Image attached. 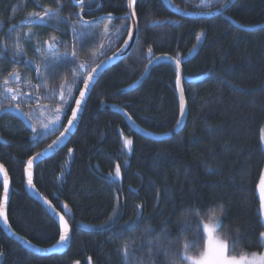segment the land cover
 Returning <instances> with one entry per match:
<instances>
[{
  "label": "trees",
  "instance_id": "trees-1",
  "mask_svg": "<svg viewBox=\"0 0 264 264\" xmlns=\"http://www.w3.org/2000/svg\"><path fill=\"white\" fill-rule=\"evenodd\" d=\"M61 2L60 17L76 13L71 0ZM171 2L180 7L187 4ZM56 7V0H0V42L7 44L0 52V102L10 105L11 94L3 95L7 79L6 87L16 94L15 103L32 115L30 123L37 132L45 131L41 126L52 119L60 102L50 90L59 89L65 79L72 83L71 68L62 62L52 67L43 42L53 35L60 37L67 43L57 45V56L70 55L75 48L80 62L93 66L116 52L127 37L124 32L123 39L109 50L101 48L108 37L95 29L80 45L74 41L68 21L58 22L52 16L43 23H28L30 13ZM135 8L139 33L133 49L96 80L68 143L33 170L32 184L37 192L57 209L61 210L60 203L69 209L68 248L60 254L40 255L24 248L0 227V264L147 262L148 249L155 247L156 241L166 239L173 242L174 249L179 247V228L185 221L186 235L196 232V213L188 209H197L203 220L208 215L218 216L221 205L224 227L220 231L234 235L238 229L242 244L254 245L249 251H262L255 245L264 231L257 214L256 187L264 168L260 141L264 125V25L239 29L225 15L245 26L262 24L264 0H236L224 14L209 18L177 16L161 0H137ZM102 11L124 15L126 0H103ZM113 23L114 31L125 21L117 18ZM29 32L30 36L24 35ZM17 36L25 53L16 58L19 63L12 58ZM37 46H41L40 51ZM159 54L181 61L188 113L178 133H174L179 118L178 70L169 57L158 60L143 83L132 89L149 60ZM30 59L41 66L36 80L27 63ZM45 60L49 61L47 70L42 67ZM13 71L18 72L19 80L9 76ZM110 103L121 105L146 132L170 136L154 140L131 131ZM60 120L64 125L67 118L61 114ZM62 128L58 124L54 134L36 143L14 114L7 112L0 117V137L5 141L0 144V163L11 181L8 222L16 233L43 248L57 243L59 226L26 191L24 166ZM125 140L132 141L131 149L125 147ZM117 164L121 174L113 182ZM2 191L0 183V194ZM141 210L143 215L138 217ZM165 230L170 233L166 238ZM125 244L127 261L122 255ZM152 259L154 264H167L163 254Z\"/></svg>",
  "mask_w": 264,
  "mask_h": 264
},
{
  "label": "snow or ice",
  "instance_id": "snow-or-ice-1",
  "mask_svg": "<svg viewBox=\"0 0 264 264\" xmlns=\"http://www.w3.org/2000/svg\"><path fill=\"white\" fill-rule=\"evenodd\" d=\"M230 0H218L216 4L217 9L226 8L229 4ZM73 3L79 7L80 12L76 13L77 17H80L81 13L86 9L91 11L94 7H99L98 0H73ZM136 3L137 0H127V7L130 11L123 17L122 20L125 23H122L119 26H115V30H111L112 20L114 19L111 13L107 14L106 17L101 19H106L108 23L104 24V35L108 37V45H102L101 48H108L116 44L120 39H123V33L127 32L128 39L124 40L123 45L120 48H117L116 52H113L112 57L109 59L115 58L118 54L122 55L124 50L127 49L129 42L134 41L135 36L134 32L138 33L139 31V23L136 19ZM57 7L55 9L52 8H44L42 12H32L29 16L32 18L28 21V23H43L45 18H51L55 16L58 22H67V18H62L59 15L60 10L64 7V4L61 0H56ZM177 7H179L177 5ZM127 21H131L129 24ZM98 21H85L83 19L79 20V24L73 23L71 25L74 41L80 45H83L84 37L87 35H91L94 30V25ZM14 30V29H13ZM25 36H30L31 32L25 33ZM200 35H203L201 33ZM199 35L197 39H199ZM20 37L17 36L14 41L15 52L13 54V60L17 63L20 61L17 60V57H22L24 53V49L21 47L19 43ZM67 41L63 40L60 37L55 35L50 36L48 40L43 42L44 51L49 54V59L51 60V66L55 67L59 63H63L71 68L72 75V83L69 85L67 79L60 85L59 89L50 90V94L53 96H59L60 102L54 108V113L52 119L49 120L48 123L43 124L41 127L45 129V131L37 132L35 126H32V131L34 133V142L39 143L45 136L52 135L55 133L57 129V124L60 127H64V132L60 133V136L57 137L56 140L52 142L48 146V149L51 150L54 145H58L60 142V138L65 135L66 132L70 130V128L74 125V123L79 119V114L82 111L84 104L86 103L88 94L94 86V83L97 79V76L100 74V70L104 67L106 61L101 60L99 63L95 64V66L90 65L87 61L81 63L79 60V56L77 51L74 50L72 53L65 54L62 58L57 56L56 54L59 52L58 44H64ZM41 46H37V51H40ZM7 49V44L4 42H0V52H3ZM151 52V49H149ZM103 55V51L100 53ZM2 55H0V59H2ZM27 63H31V61H27ZM149 63H152L149 60ZM181 61L175 60V64L179 67ZM40 67L37 66L35 71L37 73L40 72ZM42 67L47 70L49 68V61L45 60L42 63ZM10 77L15 78L16 80L20 79V76L17 71H13L9 73ZM180 74L177 72L176 82L180 84ZM8 81L5 79L3 82L4 90L3 95L8 97L11 94L10 105L19 111V114L24 116L29 121L32 120V115L27 112L21 110V105L19 103H15L16 94L13 89L7 88ZM43 84V80H42ZM82 85V87H81ZM78 92L79 95L76 96L74 93ZM67 97V99H65ZM74 101L75 107H72V102ZM180 114L184 115L185 112V101L183 99V91L181 89V97H180ZM71 110V116H67V110ZM5 107L3 102H0V112L5 111ZM63 114L67 118V127H65L60 120V116ZM177 126L181 124V120L176 121ZM260 139L264 142V128H261ZM125 147L131 149L132 141L125 140ZM69 154L72 153V149H69ZM45 153H37L36 156L30 157L27 160V176H28V184H32V167L33 163L36 159H38L41 155H45ZM0 172L4 173L2 182V194H0V220L11 229V224L8 222V206L10 201V187L7 171L4 169V166L0 164ZM121 168L120 165L117 164L115 168V174L113 177V182H117L116 178L120 177ZM257 190L259 194V204H258V219L261 224V227H264V170L259 173V179L257 184ZM138 209L141 206H137ZM117 210L114 209V212ZM187 211L196 213L197 218V229L196 232L191 236H187V221H185V225L179 228L180 232V245L178 248L172 247V241L160 240L155 242V247H149L148 249V261L141 260L139 264H154L153 257L159 256L161 254L164 255L167 264H264V251H249L248 248L253 247L251 243L247 246L242 244L241 233L239 230H235V234L232 235L229 232H221L220 230L224 227L223 220L220 218L224 214L223 206L221 205L219 208V215L214 214L215 223L205 222L198 214V210L193 208L188 209ZM138 217L142 216V210L138 211ZM111 219V217H110ZM59 240L57 243L67 242L69 239V230L70 226L68 221L64 218L63 215L59 216ZM170 233L165 230V238ZM255 247L264 249V231L259 233L257 237V243ZM2 255V253H0ZM122 255L124 259L127 261L129 257L128 246L124 245L122 248Z\"/></svg>",
  "mask_w": 264,
  "mask_h": 264
},
{
  "label": "water",
  "instance_id": "water-1",
  "mask_svg": "<svg viewBox=\"0 0 264 264\" xmlns=\"http://www.w3.org/2000/svg\"><path fill=\"white\" fill-rule=\"evenodd\" d=\"M235 1L236 0H230L228 6L226 8H223V9H217L216 6H215V7L211 8V9H206V10H194L199 5H201L204 2V0H198V2L195 3L192 6V9H184V8H181V7H177V5L173 4L170 0H161V2L164 4V6L167 9H169L173 14H175L177 16H180V17H184V18L185 17H187V18H209V17H213V16H216V15L224 14L227 11V9ZM126 7H127V0H126ZM129 11H130V9L127 7V13ZM126 14L122 15L121 17L125 16ZM225 17H226V19L228 21H230L233 25H235L239 29L252 30V29H257V28H259V27H261V26L264 25V23H262V24L253 25V26H245V25H242V24L237 23L235 20H233L231 17H229L227 15H225ZM136 19H137V17H136ZM131 23L132 22L129 21V24H131ZM138 33H139V31H138ZM138 33L134 32V36H135L134 41H130L129 42V45H128L127 49L124 50V52H123L122 55L118 54L115 58L109 59V57H112V55H113L112 54V55H110V56L105 57V58L102 59V60L106 61V63L104 65V67L100 70V74L97 76V79L102 75V73L104 71H106L107 69H109L110 67H112L113 65H115L116 63H118L119 61H121L123 58H125L129 54V52L133 49V47H134V45H135V43L137 41ZM126 39H128V35H127ZM163 57H169L172 60V62L175 64V59L174 58H171L168 55H165V54L156 55L151 60L152 63H149L148 64L145 72L142 74V76L139 78L138 82L133 86L132 89L137 88L138 86H140L143 83V81L149 75V73H150L152 67L154 66V64L158 60L162 59ZM100 61H98L97 63H99ZM175 66L177 67L176 64H175ZM177 70H178V72L180 74V77H181L180 84L179 85L177 84V99H178V106H179V104H180V97H181V89L183 91V88H182L183 70H182L181 65H179V67H177ZM38 74L39 73H36V78L38 77ZM81 87H82V85H81ZM78 95H79V93H77L76 96H78ZM183 99L185 101V112H184V115L181 116V114H180V107H179V118L178 119L181 120V124L179 126H177V124H176L175 129H174V133H178L182 129V127L184 126L185 120L187 118L188 109H187V103H186V99H185V96H184V92H183ZM108 105H109V107L114 112L118 113L120 116H122L124 118V120L126 121V123L128 124V126L130 127V130L131 131H133V132H135L137 134H140V135H142L144 137H148V138L154 139V140H162V139H165V138H167V137L170 136L169 134H153V133L146 132L145 130L141 129L137 124H135V122L129 117V115L127 114V112L125 111V109L121 105H118V104H115V103H110ZM84 106H85V104H84ZM84 106L82 108V111L79 114V119L74 123V125L70 128V130L68 132H66L63 137L60 138V142L58 143V145H54L51 150L48 149V146L50 144H52V142L54 140H56L57 137L60 136V133L61 132H64V127L61 129V131L59 132V134L57 135V137L51 143H49L43 149H41L40 151H38L35 154H33L32 156H30V157H34V156H36L37 153H45L46 152L45 155H41L38 159H36L34 161L33 167L31 169L32 174H33L34 168L36 167V165L38 163H40L44 159L52 156L53 154H55L57 151H59L61 148H63L68 143V141L73 136V134H74V132H75V130H76L78 124H79V121L81 119V116H82V113H83V110H84ZM4 107H5L6 110L0 112V117L3 114H5V113L10 112V113L14 114L31 132H33L32 131V126L30 124V121L28 119H26L24 116L20 115L19 114V111H17L11 105H6ZM72 107H75L74 101H73ZM70 116H71V110L69 112L68 117H70ZM64 126L67 127V120H66ZM33 137H34V134L31 136V138H33ZM0 144H5V141L1 137H0ZM26 162H25V166H24V186H25L26 191L28 192V194L31 197H33L34 199H36L37 201H39L42 204V206L45 208V210L49 213V215L56 221V223L59 226V223H60L59 216L60 215H63L64 218L66 219V216L70 213L69 212V209L63 203H60L61 210L57 209L49 200H47L46 198L42 197L37 192V190L35 189V187L33 186V184H31V185L28 184V182H27L28 181V176H27V171H26V169H27V163ZM4 169L6 170L5 167H4ZM7 174H8V172H7ZM3 176H4V173L3 172H0V178H1V180H3ZM8 180H9L10 195H11V181H10L9 175H8ZM0 227H1V229L3 230V232L7 236H9L13 240L17 241L24 248L29 249V250L37 253V254H40V255H50V254H60V253H63L68 248L69 243H70V240H71V228H70V230H69V239H68L67 242H64V243H56L54 246H51V247H48V248H43V247H38V246H35V245L31 244L24 237H22L21 235H19L18 233H16L12 228L9 229L3 223L2 220H0Z\"/></svg>",
  "mask_w": 264,
  "mask_h": 264
},
{
  "label": "flooded vegetation",
  "instance_id": "flooded-vegetation-1",
  "mask_svg": "<svg viewBox=\"0 0 264 264\" xmlns=\"http://www.w3.org/2000/svg\"><path fill=\"white\" fill-rule=\"evenodd\" d=\"M72 1V3H73V0H71ZM180 2H182L183 3V1H187V4H185L186 6H184V7H182L181 6V8H184V9H192V6L195 4V3H197L198 2V0H195V1H190V0H179ZM206 2H204L205 4L204 5H199L197 8H195L194 10H204V9H210V8H213L214 6H216V2H214V6L213 7H211L212 6V2H211V0H205ZM98 2H99V7H94L91 11H89V10H85L84 12H82L81 13V15H80V17H77V15H76V13H78V12H80V9H79V7L78 6H76L74 3H73V5L76 7V13H71V14H63L62 16H64L65 18H67V21H68V26H69V28H70V31H72V27H71V25L73 24V23H75V24H79V20L80 19H83V20H85V21H98L95 25H94V29L95 30H97V31H99L100 32V36H105L104 35V24L105 23H108V21L106 20V19H101V18H103V17H106L107 16V14H109L108 12H103L102 11V3H103V0H98ZM180 7V6H179ZM111 15H112V17L114 18L113 20H112V26L111 27H113V25H114V23H113V21L115 20V19H120L121 18V16L122 15H117V14H113V13H111ZM116 26H118V24L116 25ZM111 30H112V28H111ZM113 31V30H112ZM108 43H109V41L107 40L105 43H104V45H108ZM38 59V58H37ZM30 61H31V63H30V66L32 67V73H33V78H34V80H36L37 78L35 77L36 76V71H35V68L37 67V66H40V65H38V64H36V62L34 61V60H32V59H30ZM33 86H34V84H33ZM34 88H35V91L37 92L38 91V88L36 87V86H34ZM37 100H40V98L39 97H37ZM40 106L41 105H43V104H39ZM44 106V105H43ZM31 132V131H30ZM33 135V132H31V136ZM31 139H33V138H31Z\"/></svg>",
  "mask_w": 264,
  "mask_h": 264
},
{
  "label": "rangeland",
  "instance_id": "rangeland-1",
  "mask_svg": "<svg viewBox=\"0 0 264 264\" xmlns=\"http://www.w3.org/2000/svg\"><path fill=\"white\" fill-rule=\"evenodd\" d=\"M211 2L212 3H214V2H218V0H211ZM33 122H37V121H35V120H33ZM57 126H58V124H57ZM261 128H264V125L261 127ZM260 135H261V130H260ZM260 141H261V139H260ZM261 145H262V148H263V150H264V142H262L261 141ZM263 170H264V168H263ZM257 193H258V190H257ZM259 195V194H258ZM215 215H217V214H215ZM214 217V214H212V215H208V216H206L204 219H203V221H205V222H212L213 224L215 223V219L213 218ZM262 251H264V249H262ZM74 264H79L78 262H75Z\"/></svg>",
  "mask_w": 264,
  "mask_h": 264
},
{
  "label": "bare ground",
  "instance_id": "bare-ground-1",
  "mask_svg": "<svg viewBox=\"0 0 264 264\" xmlns=\"http://www.w3.org/2000/svg\"><path fill=\"white\" fill-rule=\"evenodd\" d=\"M203 5V4H202ZM113 54V53H112ZM103 102V101H102ZM40 203V202H39ZM40 247V246H39Z\"/></svg>",
  "mask_w": 264,
  "mask_h": 264
}]
</instances>
